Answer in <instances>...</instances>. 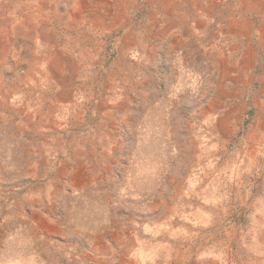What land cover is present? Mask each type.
<instances>
[{
	"label": "rangeland",
	"instance_id": "obj_1",
	"mask_svg": "<svg viewBox=\"0 0 264 264\" xmlns=\"http://www.w3.org/2000/svg\"><path fill=\"white\" fill-rule=\"evenodd\" d=\"M0 264H264V0H0Z\"/></svg>",
	"mask_w": 264,
	"mask_h": 264
}]
</instances>
